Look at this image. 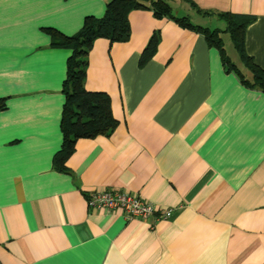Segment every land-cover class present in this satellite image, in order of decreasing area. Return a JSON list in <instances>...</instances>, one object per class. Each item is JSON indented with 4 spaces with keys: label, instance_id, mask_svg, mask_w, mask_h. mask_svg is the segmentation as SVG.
I'll use <instances>...</instances> for the list:
<instances>
[{
    "label": "crops",
    "instance_id": "obj_1",
    "mask_svg": "<svg viewBox=\"0 0 264 264\" xmlns=\"http://www.w3.org/2000/svg\"><path fill=\"white\" fill-rule=\"evenodd\" d=\"M109 1L0 0V264H264V93L226 71L200 32L135 9L126 42L95 39L84 86L110 97L117 126L78 139L66 172L54 167L71 52L45 29L75 34ZM167 2L208 29L224 28L217 12L254 15L244 50L264 68V0ZM106 189L176 208L146 220L88 209L86 195Z\"/></svg>",
    "mask_w": 264,
    "mask_h": 264
},
{
    "label": "trees",
    "instance_id": "obj_2",
    "mask_svg": "<svg viewBox=\"0 0 264 264\" xmlns=\"http://www.w3.org/2000/svg\"><path fill=\"white\" fill-rule=\"evenodd\" d=\"M135 9L151 10L158 19H171L180 27L202 33L208 46L218 50L226 71L235 72L243 84L264 93V68L255 64L244 50L245 28L254 20V15L217 12L225 26L222 30H210L193 25L187 17L175 16L167 0H110L106 3L101 16H86L75 34L64 35L53 28L45 29L51 37L52 46L66 48L71 52L66 60V76L62 84L64 95L60 120L62 142L60 149L53 156V164L57 170L67 171L65 161L73 152L78 139L108 136L117 126V121L111 113L110 97L104 92L88 91L84 86L87 56L97 38H105L110 42H126L130 37L128 14ZM221 33L230 36L244 68L250 73V80L245 78L228 58ZM158 42L159 34L154 32L141 52L139 66L154 56ZM4 108L5 98H1L0 110Z\"/></svg>",
    "mask_w": 264,
    "mask_h": 264
},
{
    "label": "built area",
    "instance_id": "obj_3",
    "mask_svg": "<svg viewBox=\"0 0 264 264\" xmlns=\"http://www.w3.org/2000/svg\"><path fill=\"white\" fill-rule=\"evenodd\" d=\"M86 206L91 210H120L126 219L146 220L155 214L160 218H169L176 207L158 210L151 202L129 194L123 190L106 189L88 193L85 197Z\"/></svg>",
    "mask_w": 264,
    "mask_h": 264
},
{
    "label": "rangeland",
    "instance_id": "obj_4",
    "mask_svg": "<svg viewBox=\"0 0 264 264\" xmlns=\"http://www.w3.org/2000/svg\"><path fill=\"white\" fill-rule=\"evenodd\" d=\"M195 19L197 20L198 18H196L195 17ZM211 20V19H210ZM214 20H217V19H213V20H211V22L213 23V24H208V26L209 27H211L210 28V30H213V29H216V28H218V29H223L222 27H223V25H221V24H219L217 21H214ZM207 21V20H206Z\"/></svg>",
    "mask_w": 264,
    "mask_h": 264
}]
</instances>
